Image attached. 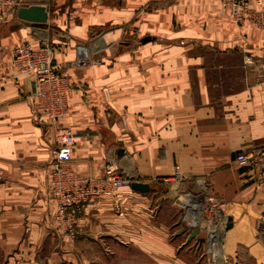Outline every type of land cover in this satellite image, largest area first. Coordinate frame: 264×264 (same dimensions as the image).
I'll use <instances>...</instances> for the list:
<instances>
[{
  "label": "crops",
  "instance_id": "obj_1",
  "mask_svg": "<svg viewBox=\"0 0 264 264\" xmlns=\"http://www.w3.org/2000/svg\"><path fill=\"white\" fill-rule=\"evenodd\" d=\"M21 1L48 17L27 22L17 7L0 21V264H210L201 236L179 233L175 165L181 187L200 178L233 207L231 264H264V227L252 225L262 195L233 162L264 145V23H237L220 0ZM41 40L71 84L59 123L74 134L72 170L100 178L109 162L150 186L92 198L73 234L52 219L56 125L31 97L33 77L12 64L13 47ZM77 45L99 61L76 64Z\"/></svg>",
  "mask_w": 264,
  "mask_h": 264
},
{
  "label": "built area",
  "instance_id": "obj_2",
  "mask_svg": "<svg viewBox=\"0 0 264 264\" xmlns=\"http://www.w3.org/2000/svg\"><path fill=\"white\" fill-rule=\"evenodd\" d=\"M22 4L21 0H0V21H4L12 9ZM252 4L262 5L261 0H220L221 8L237 23L246 19L264 23V8H251ZM12 64L21 73L33 77L31 97L39 102L43 117L56 128L52 134V167L49 170V187L55 199V211L52 219L58 231L73 234L78 215L82 207L100 194H110L116 189L127 186L130 181L123 177L113 163H106L100 178L75 173L69 165L74 146V134L71 128L60 125L66 116L67 96L71 84L67 71L53 66L54 51L47 40L39 45L33 41H24L13 47ZM94 53H89L86 45L76 46L75 63L87 65L96 63ZM261 69L264 71V64ZM236 167L244 170L246 183L254 185L262 195V211L256 218L255 229L264 227V145L249 150H239L233 157ZM184 176L179 165L167 182L172 189L174 204L178 205L183 224L199 225L204 237L205 253L211 251L216 242L222 247L220 235L228 232L227 212L229 202L211 192L208 183L194 178V187H181Z\"/></svg>",
  "mask_w": 264,
  "mask_h": 264
},
{
  "label": "water",
  "instance_id": "obj_3",
  "mask_svg": "<svg viewBox=\"0 0 264 264\" xmlns=\"http://www.w3.org/2000/svg\"><path fill=\"white\" fill-rule=\"evenodd\" d=\"M17 17L27 22H31L35 24H44L47 21L48 14L45 8L41 5H29V6L19 7L17 9ZM130 185L134 189L141 192L148 190L150 187L147 183H142L137 181H131ZM187 231L190 232L187 237V242H189L191 239L196 238L199 234V229L197 227L190 230L186 226H183L180 229L179 233L187 232ZM202 241L203 240L201 239V243ZM216 264H222V263L217 262Z\"/></svg>",
  "mask_w": 264,
  "mask_h": 264
},
{
  "label": "rangeland",
  "instance_id": "obj_4",
  "mask_svg": "<svg viewBox=\"0 0 264 264\" xmlns=\"http://www.w3.org/2000/svg\"><path fill=\"white\" fill-rule=\"evenodd\" d=\"M20 7H23V6L20 5ZM18 8H19V6H18ZM232 208L233 207L231 205H229V210H228L227 215H226L228 218V221H227V228L228 229L230 227H232L233 225H239L238 219H235V217H233V215L230 214ZM255 222H256V219H254V222L252 224L253 227L255 226ZM220 242H221L222 247H220V246L218 247L219 248L218 249V257L215 256V255H217V253L215 254L211 251L209 253H205V251H204V254H206V256L208 257V259H209L208 261L210 264H214L213 261H215L216 263L219 262L222 264H224V262L226 261V263L231 264L233 262V259L235 258V252H236L237 247L235 248L234 242L231 239H228L226 232L225 233L223 232L222 235H220ZM230 244H233V246L230 247Z\"/></svg>",
  "mask_w": 264,
  "mask_h": 264
},
{
  "label": "bare ground",
  "instance_id": "obj_5",
  "mask_svg": "<svg viewBox=\"0 0 264 264\" xmlns=\"http://www.w3.org/2000/svg\"><path fill=\"white\" fill-rule=\"evenodd\" d=\"M261 4H263V0H261ZM250 7H253V8H256V9H258L259 7H262V5H255V4H252V6H250ZM45 24V23H44ZM69 94V93H68ZM67 99H68V96H67ZM67 99H66V102L68 103V101H67ZM183 226H186V227H188V229H193V228H195V227H197L198 229L200 228L199 227V225H193V227H190V224H184ZM192 226V225H191ZM198 236H201V239L203 240L202 241V246H203V243H204V237H203V235L201 234V231H200V229H199V234H198ZM197 238V237H196ZM233 246V244H230V247H232ZM219 247V245L216 243V242H214L212 245H211V252H213V253H218V248Z\"/></svg>",
  "mask_w": 264,
  "mask_h": 264
}]
</instances>
